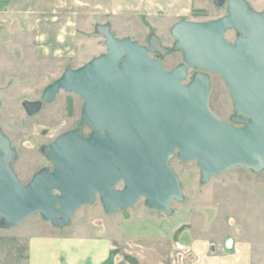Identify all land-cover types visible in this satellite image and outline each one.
Returning a JSON list of instances; mask_svg holds the SVG:
<instances>
[{
	"label": "water",
	"instance_id": "obj_1",
	"mask_svg": "<svg viewBox=\"0 0 264 264\" xmlns=\"http://www.w3.org/2000/svg\"><path fill=\"white\" fill-rule=\"evenodd\" d=\"M214 4L226 6L227 13L176 22L172 49L157 35L142 44L116 37L109 24L97 25L107 52L66 68L42 99L23 101L32 116L59 90L74 92L83 100L81 120L92 130L88 136L78 129L62 133L45 150L53 170H41L24 184L11 169L15 152L0 128V226L35 213L63 226L97 194L109 214L142 197L148 208L170 214L172 201L182 199L169 164L176 153L198 162L204 183L236 166L264 169V9L255 10L247 0ZM231 28L238 31L234 43L225 38ZM170 50H181L183 63L168 70L162 56ZM190 69L197 71L186 81ZM208 72L228 85L243 126L211 110Z\"/></svg>",
	"mask_w": 264,
	"mask_h": 264
},
{
	"label": "crops",
	"instance_id": "obj_2",
	"mask_svg": "<svg viewBox=\"0 0 264 264\" xmlns=\"http://www.w3.org/2000/svg\"><path fill=\"white\" fill-rule=\"evenodd\" d=\"M247 1L264 9V0ZM204 9L207 0H0V37L30 35L43 60L83 58L87 40L104 38L99 24L138 41L137 27L172 34L180 20L201 21L195 11ZM93 29L97 37L84 35ZM129 29L136 36L115 32ZM253 173L245 187L231 176L220 180L219 199L203 201L202 234L178 232L171 217L150 209L119 221L108 214L95 232L22 224L0 235V264H264V169Z\"/></svg>",
	"mask_w": 264,
	"mask_h": 264
},
{
	"label": "rangeland",
	"instance_id": "obj_3",
	"mask_svg": "<svg viewBox=\"0 0 264 264\" xmlns=\"http://www.w3.org/2000/svg\"><path fill=\"white\" fill-rule=\"evenodd\" d=\"M250 6L254 8L251 4ZM226 13V6L218 8L214 0H207V9L195 11V16L205 21L219 18ZM136 30L140 31V37L136 38L142 44H148L151 35H157L162 44L170 49L176 41L171 33L161 32L158 35L155 27L148 26L146 30L137 27ZM115 32L122 36H136L131 29L127 32L122 30ZM16 34L18 35L13 40L6 36L0 37V128L10 138L15 152L11 169L20 182L27 184L39 171L53 170L54 163L45 150L57 137L71 129H78L81 135L88 136L92 128L83 124L81 120L83 100L74 92L59 90L54 100L45 102L43 109L33 116L26 113L23 101L42 99L45 88L57 80L66 68L79 67L91 58L107 52V46L104 38L97 39L98 41H93L88 45L87 40L83 48L85 53L83 58L77 56L66 60H43L34 55L30 35L21 32ZM84 35L89 39L97 37L95 29L84 32ZM237 37L238 31L234 28L225 32V38L230 43H234ZM153 55L159 56V53L155 52ZM162 61L166 69H172L183 63L182 51L170 50L163 54ZM196 71L197 69H190L186 81L191 80ZM207 74L210 78L209 104L211 110L222 120L243 126V122L236 121V117H241V115H238L235 109L231 91L224 79L218 73L208 72ZM169 164L175 171L182 188V199L172 201L171 213L148 208L145 198L142 197L135 206L128 209L120 208L112 213L119 217L118 221L130 214L152 212L148 211L150 209L154 210V213L158 212L168 218L171 217L170 222L172 225L177 223L178 232L193 227L202 234L203 201L212 198L219 199L220 180L231 176L233 179L240 180L243 186L251 180V175L255 172L245 166H236L224 173L214 175L204 183L201 181V172L196 160L184 161L176 153L170 159ZM122 187V183L117 186L118 189ZM108 214L103 207L100 195L97 194L92 203L79 207L69 223L63 226H55L52 222L45 220L41 213H35L17 225L0 226V235L10 234L13 228L22 224H35L51 232L55 230L58 232L62 228L68 229L73 234L82 229L95 232L93 226L107 225Z\"/></svg>",
	"mask_w": 264,
	"mask_h": 264
},
{
	"label": "flooded vegetation",
	"instance_id": "obj_4",
	"mask_svg": "<svg viewBox=\"0 0 264 264\" xmlns=\"http://www.w3.org/2000/svg\"><path fill=\"white\" fill-rule=\"evenodd\" d=\"M40 100V99H39ZM45 103V102H44ZM44 103H43V106H42V109H43V107H44ZM38 114V113H37ZM36 115V114H35ZM33 116V115H32Z\"/></svg>",
	"mask_w": 264,
	"mask_h": 264
}]
</instances>
